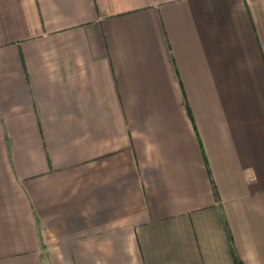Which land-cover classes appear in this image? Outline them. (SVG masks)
Masks as SVG:
<instances>
[{
	"label": "crops",
	"instance_id": "crops-1",
	"mask_svg": "<svg viewBox=\"0 0 264 264\" xmlns=\"http://www.w3.org/2000/svg\"><path fill=\"white\" fill-rule=\"evenodd\" d=\"M264 264V0H0V264Z\"/></svg>",
	"mask_w": 264,
	"mask_h": 264
},
{
	"label": "trees",
	"instance_id": "trees-1",
	"mask_svg": "<svg viewBox=\"0 0 264 264\" xmlns=\"http://www.w3.org/2000/svg\"><path fill=\"white\" fill-rule=\"evenodd\" d=\"M238 262V264H243L241 261H237Z\"/></svg>",
	"mask_w": 264,
	"mask_h": 264
}]
</instances>
